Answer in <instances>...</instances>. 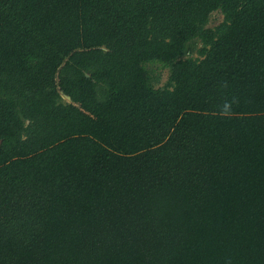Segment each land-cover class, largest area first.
Masks as SVG:
<instances>
[{
	"label": "trees",
	"instance_id": "obj_1",
	"mask_svg": "<svg viewBox=\"0 0 264 264\" xmlns=\"http://www.w3.org/2000/svg\"><path fill=\"white\" fill-rule=\"evenodd\" d=\"M0 264H264V0H0Z\"/></svg>",
	"mask_w": 264,
	"mask_h": 264
},
{
	"label": "rangeland",
	"instance_id": "obj_2",
	"mask_svg": "<svg viewBox=\"0 0 264 264\" xmlns=\"http://www.w3.org/2000/svg\"><path fill=\"white\" fill-rule=\"evenodd\" d=\"M223 18L222 13L217 9L212 11L208 16V21L206 26L213 27L218 24ZM203 46L202 42L193 38L187 42L185 57H201L198 50ZM146 68L148 69L150 75V81L154 87H162L165 86V83L168 79V70L166 67H162L157 62H148L146 63ZM61 101L67 102L69 101V97L67 95L62 94Z\"/></svg>",
	"mask_w": 264,
	"mask_h": 264
}]
</instances>
